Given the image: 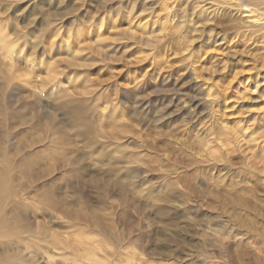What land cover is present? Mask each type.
<instances>
[{
    "label": "clouds",
    "instance_id": "clouds-1",
    "mask_svg": "<svg viewBox=\"0 0 264 264\" xmlns=\"http://www.w3.org/2000/svg\"><path fill=\"white\" fill-rule=\"evenodd\" d=\"M0 264H264V0H0Z\"/></svg>",
    "mask_w": 264,
    "mask_h": 264
}]
</instances>
